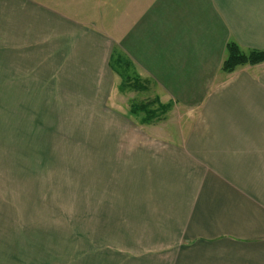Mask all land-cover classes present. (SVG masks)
<instances>
[{
	"label": "crops",
	"instance_id": "0c3cea01",
	"mask_svg": "<svg viewBox=\"0 0 264 264\" xmlns=\"http://www.w3.org/2000/svg\"><path fill=\"white\" fill-rule=\"evenodd\" d=\"M230 43L264 50V0H0V162L7 109L57 86L129 156L132 242L83 262L264 264V63L225 74ZM129 93L149 118L105 110Z\"/></svg>",
	"mask_w": 264,
	"mask_h": 264
},
{
	"label": "rangeland",
	"instance_id": "374dc122",
	"mask_svg": "<svg viewBox=\"0 0 264 264\" xmlns=\"http://www.w3.org/2000/svg\"><path fill=\"white\" fill-rule=\"evenodd\" d=\"M56 88L42 90L35 108L25 102L4 114L0 264H87L92 251L93 260L104 252V243L132 242L129 221L109 219L128 215L130 197L139 198L121 163L129 156L120 154L121 141L113 136L118 125L82 121L97 115L92 93L80 98ZM131 95L112 96L105 110L130 111ZM98 228L111 229L92 232Z\"/></svg>",
	"mask_w": 264,
	"mask_h": 264
},
{
	"label": "trees",
	"instance_id": "16d2710c",
	"mask_svg": "<svg viewBox=\"0 0 264 264\" xmlns=\"http://www.w3.org/2000/svg\"><path fill=\"white\" fill-rule=\"evenodd\" d=\"M117 63V62H116ZM264 63V50H242L238 45L230 43L226 47V57L222 63V71L225 74H230L234 72L237 68L244 66H254ZM119 66V63L117 64ZM128 66V65H127ZM126 67V70L128 68ZM127 80V79H125ZM124 80V81H125ZM123 81L124 87H129L130 84ZM130 82V81H129ZM132 113L142 112L144 114V119L149 118L150 109L146 104L132 105L130 108Z\"/></svg>",
	"mask_w": 264,
	"mask_h": 264
}]
</instances>
